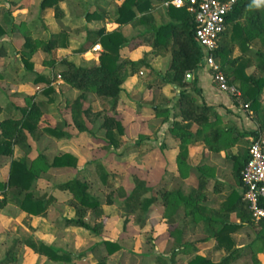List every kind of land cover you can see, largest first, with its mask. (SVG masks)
Masks as SVG:
<instances>
[{
  "label": "trees",
  "instance_id": "16d2710c",
  "mask_svg": "<svg viewBox=\"0 0 264 264\" xmlns=\"http://www.w3.org/2000/svg\"><path fill=\"white\" fill-rule=\"evenodd\" d=\"M59 1L42 0L41 6H52L55 17L60 19L63 12L58 4ZM164 1L122 0L114 20L120 25L145 26L147 31L153 33L151 54L155 56L170 55V61L162 80L180 88L174 105L175 116L181 118L184 126L189 127L192 124L197 126L195 133L182 131L184 128L178 122H175L171 128L174 136L179 139L177 166L183 175L186 169L189 142H203L204 147L208 150H229L230 147L238 145L241 139L240 135L243 133L250 136L251 141L264 133V0H238L234 9L227 16V26L220 35L219 46L216 49V56L220 60L221 70L228 83L240 88L242 103L253 113V119L258 125L257 129L253 131H238L233 126L223 125L220 116L211 106L199 103L195 95L187 91L186 87L188 86L193 90H198L195 78L190 82L186 81L187 73H195L197 69L203 67L202 51L195 40L196 26L186 9L173 6H168L165 9L170 21L167 23L158 22L157 6ZM3 23L0 22V38L8 31L13 32L18 28L21 29V26L9 20L7 14L4 15ZM24 31L29 33L28 30ZM61 36V32L51 33L47 40L35 38L34 41L28 35L24 36L21 59L25 69L33 70V64L29 58L36 46L34 43L43 52L50 53L60 46ZM95 43H99L102 47L96 64L84 67L62 59L63 68L56 71L52 77L40 74L36 76L35 82L44 84L39 96L32 98L29 105L13 104L8 114L0 120V157L12 155L14 148L20 152L18 157L12 158L10 161L6 181H0V209L6 204H13L28 215L45 217L47 209L55 201V197L33 195L31 188L38 178V171L49 168L73 169L77 165V157L68 152L54 156L50 163L42 154H37L34 158L29 157L32 151L29 139L37 141L42 134L54 138L69 137V134L58 126L46 125L41 129L38 127L42 116L54 101L50 96L52 81L59 78L81 91L70 104V112L74 126L79 132H85L90 130L87 120L92 116L100 115V111L94 113L91 108H84L83 100L86 91L96 94L103 109L114 110L125 79L133 75L140 67H151L145 57L136 61L121 58L122 48L127 47L129 51L135 49L140 44V38L137 36L128 41L120 27L111 31H106L103 27L97 30H87L86 43L76 52H85ZM63 44L65 45V43ZM235 46L239 47L242 54L230 57ZM5 55L3 47H0V56ZM50 65L53 66L54 63L50 61ZM250 66H254V70L258 72L257 75L254 72L247 73L246 70ZM101 127L105 129L108 144L114 148L121 146L124 128L118 119L105 114ZM247 151L240 156L238 154L231 155L233 176L238 185H241V171L247 160ZM101 169V165H98L99 172ZM102 179L105 182L106 176L103 175ZM88 187V182L80 178H74L57 185L59 190L69 192L73 198L75 217L65 218L64 222L67 225L87 229L96 235H101L107 216L101 212L99 199L89 193ZM203 187L204 183L200 184L199 188ZM116 190L118 196L123 199L120 209L126 216L133 215L137 211H142L146 215L153 203L160 201L166 205L169 217L173 215L176 205L184 202L186 216L192 220H202L203 223L205 219L207 230L216 241V247L224 246L229 254L219 262H215L197 253L187 261V264H228L238 256L240 247H234V240L228 235V232L237 226L227 222L228 215L235 212L240 218L241 225L248 224L254 232L252 247L246 246L245 250L251 253L254 264L260 263L256 253L258 250L264 252V222L252 219L248 205L242 199V194L238 195L231 191L220 207L210 208L208 213L204 214V202L198 203L199 195H195V193L185 195L181 189L166 191L160 198L153 195L147 196L150 188L145 180L136 178L135 185L129 193L121 186H118ZM96 209H100V221L91 225L85 219L86 213L88 210ZM24 244L34 253L43 255L52 261L70 262L74 258L70 253L43 241L35 240L31 236L24 239ZM104 244L108 254L119 248V245L114 241L104 240ZM15 249V245H13L1 264L14 260ZM189 250L195 251V246L185 243L174 245L172 258L178 252ZM84 255L85 253H81L76 258H82ZM105 261L106 258L102 257L91 264H106ZM154 264L170 263L164 257L158 256Z\"/></svg>",
  "mask_w": 264,
  "mask_h": 264
},
{
  "label": "rangeland",
  "instance_id": "374dc122",
  "mask_svg": "<svg viewBox=\"0 0 264 264\" xmlns=\"http://www.w3.org/2000/svg\"><path fill=\"white\" fill-rule=\"evenodd\" d=\"M41 1L0 0V22H4V15L7 14L11 22L14 21L16 25L21 26V29L18 28L13 32L8 31L0 38V47H3L6 53V56H0V108L2 110L0 118L8 113L14 103L29 105L32 98L39 96L44 84L36 83V76L40 74L52 77L56 71L63 68L62 59L74 61L76 65L84 67L94 65L97 61L96 53L89 51L80 53L76 50L86 43V32L89 28L102 25L105 29L113 27L105 23L115 19L117 8L121 3V0H110L109 2L73 0L78 2L75 5L67 1L69 3L65 5L66 16L59 19L55 17L53 7L50 5L42 7ZM92 10L101 12L103 16L107 17V20L90 18V14L86 13ZM158 11L160 13L159 22L170 21L164 6L159 7ZM122 28L125 30L123 33L128 41L140 34L142 35L141 42L145 45L141 44L132 53L127 47L122 48L121 58L136 61L145 57L151 67H140L133 76L127 77L114 110L103 109L96 94L86 91L83 100L84 108H91L94 113L100 111V115L92 116L87 120L90 130L85 132L77 130L72 122L70 112V104L81 91L65 82L60 81L59 83V80L51 82L50 96L54 101L42 116L38 127L41 129L46 125L58 126L65 132L67 130V133L72 131V134L68 133L69 137L74 133L77 134L66 140L53 139L46 134H42L37 141L29 139L32 146L29 157L34 158L37 154H42L50 163L54 156L68 152L77 157V165L73 169L49 168L38 171V178L31 188L33 195L55 197V201L48 207L45 217L28 215L13 204H6L0 209V264L13 245L16 248L14 260L5 264H91L102 257L106 258V264H153L156 253L153 249L160 247L164 250L156 243L158 235L156 234L157 229L154 227L158 223V219L153 213L152 206L146 215L142 211H137L133 215L126 216L120 209L123 199L118 196L116 189L121 186L129 193L135 185V179L140 178L144 179L150 188L147 196L153 195L152 141L156 136L155 129L158 121L161 124L169 121V110L173 107L165 108L168 109V112L160 114H153L150 109L156 101L159 102L160 95L163 96L161 89L167 83L162 80V76L168 66L170 56L158 57L160 60H154L155 57L149 52L151 44L149 42L152 37L146 36L149 35L146 27L124 25ZM24 30H28L29 33ZM59 32L62 35L60 46L50 53L43 52L34 43L36 46L29 58L33 64V70L25 69L21 59L24 36L28 35L32 40L35 38L47 40L51 33ZM98 55L99 53L97 58ZM50 61L54 63L53 66L50 65ZM218 63L221 68L219 58ZM253 72L256 75L258 73L256 70ZM232 86L236 87L241 94L238 86ZM229 95L238 101L240 111L244 112L239 114L236 119L240 123V129L243 131L251 129L250 122L252 120L249 115L253 118V113L246 112L240 95ZM161 104L163 103L161 102ZM236 108L234 107L235 112L240 113ZM105 114L118 119L124 128V134L121 137L123 143L118 148L108 144L105 129L101 127ZM261 134L264 136V133ZM240 138L238 145L232 149L233 153H237L239 156L247 151V146L251 141V137L244 133L240 135ZM227 153L229 154L227 150L219 152L214 156V159L219 162L223 161L221 177L226 184L233 187L237 186V182L231 168L232 158L226 156ZM19 154L17 149L10 156L0 157V181H6L10 161L12 158L18 157ZM98 165L102 167L101 172L98 171ZM103 175L106 176L105 182L102 179ZM74 178L86 180L89 185V193L100 201L101 212L107 216L101 235H96L87 229L67 225L64 222L65 218L75 217L73 198L69 192L59 190L57 185ZM100 209L87 211L85 219L91 225L100 221ZM242 226L234 236L235 243L240 244L239 253L241 254L239 258L236 257L228 264H254L251 253L245 250L246 246L252 247L254 232L248 224ZM29 236L66 251L74 258L70 262L52 261L43 255L34 253L24 244V239ZM104 240L116 242L119 248L108 254ZM219 250L220 255L211 250L210 252L205 250L208 251L205 254L214 261H220L228 254V251L224 246ZM81 253H85V255L82 258H76ZM166 253L168 252L166 251ZM256 254L259 264H264V252L258 250ZM186 262L187 258L182 256L176 260V264H186Z\"/></svg>",
  "mask_w": 264,
  "mask_h": 264
},
{
  "label": "crops",
  "instance_id": "0c3cea01",
  "mask_svg": "<svg viewBox=\"0 0 264 264\" xmlns=\"http://www.w3.org/2000/svg\"><path fill=\"white\" fill-rule=\"evenodd\" d=\"M67 1H70L71 3H74L75 5L78 3L77 1H73V0H60L58 4L63 12L62 17L60 19H62L63 17L65 18L66 16L65 14L67 13V11H66L65 5L69 3ZM104 1L109 2L110 0H104ZM161 6L163 7L162 4L157 6V12H156L157 16H159L160 14L158 10H159V7ZM86 14H90V18L96 17L97 19H103L105 21L107 20L106 16H103L101 12H97L95 10L87 11ZM167 18L170 19L168 16ZM157 20L159 22V18ZM105 24L106 25L110 24L113 27L112 28L106 27L105 29V27L102 25L100 27H94L91 29L89 28L88 30H97L103 27L106 31H111L118 27L122 28V26L124 25H130V24L120 25L116 23L114 19H112L110 22L107 21ZM137 26L140 28L141 26L145 28V26L143 25H137ZM140 28L138 29L140 30ZM122 30L125 33V30L123 28ZM148 32H149V35H146V36L147 37L149 36L148 38L152 37L149 42V43H152L153 33L150 31ZM137 36H139L140 38V44L136 48H138L141 44H144L141 42L142 35L139 34ZM95 44H99V43H95ZM93 45L88 47L86 51L96 53V60H97L96 63H97L98 62L97 54L100 53V51L99 52L93 51L92 50ZM135 49L131 50L130 52L132 53ZM149 52H151V44H150ZM239 54H242V52L239 49V47L235 46L230 54V57H235ZM153 56L155 57L154 59L155 61L160 60L158 59V57H164V56H155V55ZM253 70H254V66H250L249 68H247L246 71L247 73H252ZM193 78L196 79V88L198 90L197 91L193 90L191 87L188 86L186 87L187 91L195 95V98L199 103H205L211 106L214 109V111L220 116V120L223 125L233 126L238 131H243L240 129V125H239L240 123L236 121L239 114L244 113L240 111L239 109L240 104L238 103V101H236L235 98L231 97L229 93L221 91L218 88V86L213 82L210 72L206 68H199L197 69L195 73H191V77H190V80H188V82L192 81ZM56 80H59V83L60 81L64 82L59 78ZM126 80L127 78L125 79V81ZM123 84L121 86L122 88H123ZM161 90H162L163 96L160 95L159 102L156 101V103H154L150 111L153 114H158V113L160 114V113L168 112V109H165V108L169 106L173 107V109L169 110L170 112L169 121H165L162 124L158 121L157 127L155 129L156 136H154L153 141H152L153 143L152 162H153V181H154L153 196L160 198L166 191H170L172 189H181L185 195L195 193V195H199L198 203L204 202V214H206L208 213L210 208L220 207L224 203L226 197L231 191L236 192V194L238 195L242 194V186L236 184L237 186L231 187V185L226 184L225 181L223 180V177H221V165L223 161L222 160H220V162L217 161L216 159H214V156L217 155L219 152H223L225 150H220V151L208 150L204 147L203 142H196V143L189 142L188 143L186 169L183 172V175L182 173H180L178 166H177V155L179 152V139L174 136V133L171 131V128L175 122H178L179 125H181V127L184 128L182 131L195 133L197 130V126L195 124H192L189 127L184 126V123L181 121V118L175 116L176 110L174 108L175 107L174 105L177 101L180 88L173 84L167 83L162 86ZM160 101L163 104H161ZM14 105H19V104L14 103ZM19 106H25V105H19ZM156 107H157V110H156ZM234 107H237L236 110H238V112L240 113H236ZM245 110L246 112L250 113V110H248L246 107H245ZM1 111L2 110L0 108V112ZM7 114L3 115L0 118V120L4 118V116H6ZM249 118L252 120L250 122L252 128L245 130V131H253L257 129L258 127L257 123L253 120V118L250 115H249ZM238 121H241V120H238ZM175 132L177 131L175 130ZM68 133L72 134V131H68ZM76 134L77 133H74V135L70 137H64V138H54L52 136H49V135L48 136L53 139H57V140H66V139L75 137ZM236 146L237 145L230 147V149L227 150L229 154L227 153L226 156L228 155L229 157H231L232 154L237 155V153H233L232 151V149ZM16 150L17 149L14 148L13 152L15 153ZM232 166H233V160L231 163V168ZM232 172H233V168H232ZM202 183H204V187L200 189L199 186ZM152 210L156 218L158 219V223L154 227L157 229L156 234L158 235V241L156 243L158 247L162 246L164 248V250H162L160 247L159 248L156 247L153 249V251L156 252L154 254L155 260L158 256H162L167 261H169L170 264H176V260H179L181 256L186 257L188 261L197 253L210 258L209 255L205 254L206 252H208L205 250H209V252L211 250L220 255L221 253L219 250L220 248L215 247L216 241L211 236V234L208 232L207 230L208 226L205 223V219L203 223L202 220H199V219L192 220L188 216H186L184 202H180L176 205L175 211L171 217H169V213L166 209V205H163L160 201H155L153 203ZM227 222L229 224H233L237 226L236 228H233L232 230L228 232V235L234 240V247L237 248L240 246V244L235 243L234 236L243 227L241 225L240 218L237 216L235 212H231L227 217ZM200 233L202 234L201 236H200ZM205 237H207V239H204ZM253 237H254V234H253ZM182 243H185L186 245H194L195 251L189 250V251L178 252L172 258L173 246L179 245ZM215 249L217 250L215 251ZM166 251L168 253H166ZM240 254L241 253H238L237 258H239ZM215 262H219V261H215Z\"/></svg>",
  "mask_w": 264,
  "mask_h": 264
},
{
  "label": "built area",
  "instance_id": "2783aa9c",
  "mask_svg": "<svg viewBox=\"0 0 264 264\" xmlns=\"http://www.w3.org/2000/svg\"><path fill=\"white\" fill-rule=\"evenodd\" d=\"M238 0H165L164 7L184 8L195 23V40L202 51V63L221 91L240 95L222 72L216 56L220 35L227 26V16ZM92 50L101 47L94 44ZM242 199L247 203L254 221L264 222V136L254 138L247 151V160L241 171Z\"/></svg>",
  "mask_w": 264,
  "mask_h": 264
},
{
  "label": "water",
  "instance_id": "95a60500",
  "mask_svg": "<svg viewBox=\"0 0 264 264\" xmlns=\"http://www.w3.org/2000/svg\"><path fill=\"white\" fill-rule=\"evenodd\" d=\"M190 77H191V73L188 72L187 75H186V80H187V81L190 80Z\"/></svg>",
  "mask_w": 264,
  "mask_h": 264
}]
</instances>
